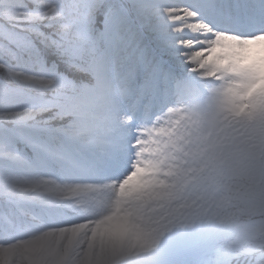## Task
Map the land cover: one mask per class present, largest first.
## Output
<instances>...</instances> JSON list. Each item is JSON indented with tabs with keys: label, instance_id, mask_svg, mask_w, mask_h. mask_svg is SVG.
<instances>
[{
	"label": "snow or ice",
	"instance_id": "1",
	"mask_svg": "<svg viewBox=\"0 0 264 264\" xmlns=\"http://www.w3.org/2000/svg\"><path fill=\"white\" fill-rule=\"evenodd\" d=\"M0 264H264V0H0Z\"/></svg>",
	"mask_w": 264,
	"mask_h": 264
}]
</instances>
